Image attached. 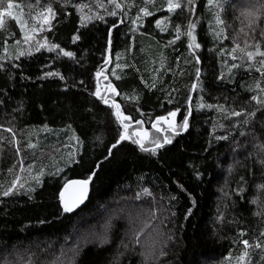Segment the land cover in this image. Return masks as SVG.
I'll list each match as a JSON object with an SVG mask.
<instances>
[{
    "label": "trees",
    "instance_id": "trees-1",
    "mask_svg": "<svg viewBox=\"0 0 264 264\" xmlns=\"http://www.w3.org/2000/svg\"><path fill=\"white\" fill-rule=\"evenodd\" d=\"M8 2L0 0V9ZM116 2L121 9L109 0H11L27 14L51 5L55 17L45 38L75 59L46 48L17 59L9 45L20 40V51L25 49L18 23L6 17L0 26V192L19 177L14 194L0 195V264H240L242 254L244 264H264V246H255L257 255H245L242 243L264 244V189L257 188L264 184V104L251 99L264 100V76L256 70L264 57L246 56L257 45L264 51V0H221L219 26L218 10L206 0H196L191 17L185 0L174 13L166 11V0ZM145 6L153 15L139 12ZM258 8L262 14L250 27L247 14ZM189 18L198 21L199 64L183 34ZM156 19L166 31L156 27ZM221 27L226 38L215 36ZM98 70H103L99 78ZM48 71L65 79L45 77ZM97 79L101 95L109 83L117 89L119 95L109 92L108 98L131 117L125 121L129 135L143 128L149 139L161 141L165 135L152 128L155 118L179 109V127L197 83L189 128L179 135L168 131L172 143L155 156L131 140L121 141L108 156L123 129L114 109L91 94ZM232 110L241 115L232 116ZM250 112L255 116L248 117ZM69 153L79 163L69 164ZM89 177L88 202L75 213L64 212L59 201L64 184ZM143 188L151 196L137 199ZM252 200L260 201L262 210ZM149 210L157 219L144 228ZM161 250L166 254L160 256Z\"/></svg>",
    "mask_w": 264,
    "mask_h": 264
},
{
    "label": "snow or ice",
    "instance_id": "snow-or-ice-1",
    "mask_svg": "<svg viewBox=\"0 0 264 264\" xmlns=\"http://www.w3.org/2000/svg\"><path fill=\"white\" fill-rule=\"evenodd\" d=\"M67 2V0H66ZM109 3L114 4L115 8L117 9H121L122 5L120 3H117L116 0H109ZM146 3H153L154 4V0H146ZM207 5L212 6L213 8L217 9L218 11H216L214 13L215 16V23L216 25H223L224 24V20L221 19L220 17V11L223 10L224 5L221 2V0H206ZM129 7L133 6L131 3L128 5ZM164 5H161V8H163ZM12 8H13V4L11 3V0H9L8 4H7V8L4 9H0V26H2L4 24V19L3 17L5 16V14H7L8 16H12ZM182 8V4L180 2V0H166V11L168 13H174L177 9H181ZM183 8L187 10V12L189 13V16H194L195 12H196V0H185L184 4H183ZM260 8H264V4L260 5ZM159 10V9H156ZM139 12L143 13L144 16H151L153 15V12L149 11L148 7H140L139 8ZM46 14H50L52 17L55 16V12L53 11L51 5H48L45 9H44V13H42V18L44 23H48L49 22V16ZM109 15L115 16L116 12L115 11H111L108 13ZM262 13H260L259 8L255 11V12H249L247 15L250 17L249 19V26L251 27L252 24L256 23V21L259 19V16ZM100 19H102V17H98ZM35 19V17H34ZM164 19H169V17H165ZM140 20V16L138 15L137 18L135 20H133V24H136L138 21ZM17 23L19 24L20 28H21V32L23 33V42L24 43H28L30 40H32L34 37L32 35V33L38 31V29H36L35 27L31 28L30 30L26 31L25 30V25L22 21H20L17 18ZM197 20H193L191 18L188 19V23L186 25L185 28V32L183 33L184 35H186L188 37V42H187V48L189 50V53L192 55L193 59L195 60V62L197 64L200 63V58L198 55H196V51L197 49H200L201 44L197 42V36L195 34V29L197 28ZM155 25L157 28H159L161 31H166V27H162V20L161 19H156L155 21ZM174 30L176 32V38L179 39L181 33V28H180V24L176 23L174 25ZM224 32V29L221 27L219 29V31H217L215 33V36L217 38H226L222 36V33ZM79 39L78 36H74L73 40H77ZM15 43L17 45H19L21 43L20 40H16ZM108 43L110 45L111 43V33H109V39H108ZM171 43V41H170ZM237 47H239L237 45ZM42 48H46L49 52L59 49V53L58 55H62L64 57L70 58V59H75V54L72 51H66L63 48H60L59 45L57 44H51L49 45L48 42L45 41H40L37 40L36 44H35V48L34 50L36 52H39ZM235 50V49H234ZM33 51L32 48H29V53H31ZM5 52H7V41H5ZM24 55L23 51H19L18 50V55L16 56L17 59H19V56ZM256 55H259L261 57H264V51H261L259 48V45L256 46V50L253 51H248L246 53L247 59L248 60H252V58ZM235 59V57H234ZM187 62V61H186ZM261 67L257 68L256 70L258 72L261 73L262 76H264V60L260 61ZM0 67H2V65H0ZM233 68L237 67L236 64L232 65ZM103 75V70H98L95 73V76L97 78H99L100 76ZM45 77H51V76H58L61 80H64L65 77L63 75H61L59 72H53V71H48L44 73ZM105 79H107V77H104ZM200 78V70L199 68L196 69V79L197 81ZM81 84H83V81H80ZM154 86V85H153ZM257 87L259 88V85L257 84ZM192 90H195L197 88V83H193L191 85ZM262 92H264V89H260ZM106 92H110V93H114L116 95H119V93L117 92V89L111 84H107L106 86ZM92 95L96 96L98 99H100L105 105L110 106L112 109H114V115L116 117V120L119 122L121 128L123 129L122 132L119 133L118 139L116 140L115 143L111 144L110 148L108 149V156L112 155V149L116 148L117 145L121 142V141H125V140H131V142L133 144H136L139 146L140 150L143 152H149L151 153L153 156H155L157 154V149L164 147L165 144H171L172 143V137L171 136H167L165 135L163 137V140L161 141L160 138L158 137H154L152 139H149V132L147 130H144L143 128L138 129L136 131H134L131 135H129L128 133V128H129V124L125 123V121H130L131 117L125 115L122 111H121V106L119 103H117L115 100H110L106 95H101V89H100V83H99V79H97V83H96V88L95 91L93 93H91ZM191 98H189L190 100ZM252 100L256 101L257 104H264V100H261L257 95H253L251 97ZM172 101L169 100V103H171ZM198 107H203V105H198ZM209 107H211V105H209ZM222 107V106H221ZM179 111V109L173 110V111H168L166 115H159L155 118V122L152 124V128H154L156 130V132H161L163 131H170L175 135H179L180 132L186 131L189 128V119H188V115H185L183 118L182 123L179 125V127H177L176 124V116H177V112ZM189 114H190V110H189ZM232 116H237L239 117L241 115V112L239 111H235L232 110L230 113ZM248 117H252L255 116V112H250L247 114ZM245 124L249 123V119H245L243 121ZM136 124H142V121L137 120L135 121ZM162 124H166L168 127L167 129H162L160 127V125ZM241 135H243V133H241ZM133 137H136L135 139H133ZM75 139L78 140V138L74 137ZM217 140H223V139H227V137L224 136H217L216 137ZM150 143L152 146L151 147H146L145 146V142ZM29 147H34V145H32L31 143H29L28 145ZM17 151H19V149H17ZM107 158V157H105ZM68 163H79V161L75 160V155L73 153H69V159H68ZM260 163L262 165H264V160H261ZM61 169H57V172H59ZM38 175H43V169H40ZM94 175V173L92 174ZM199 175V174H197ZM91 177H89L88 179H83V180H71V181H67L64 184L63 190L59 192V201L60 204L63 208L64 212H72L76 207H78L80 204H82L84 202V200L87 198L88 195V191H89V182H90ZM19 180V177H16V179H14L12 181V184L10 187H8L6 190H4L3 192H0V195L7 197L13 193V189L17 187V181ZM241 181H243V177H241ZM37 183H39V180L37 179ZM24 185L20 184V188H23ZM258 189H264V184L262 185H257ZM28 192L34 191V189L32 188H28L27 189ZM244 191L243 186H240L238 189V193H242ZM147 194L149 196H151V192H149V190L147 188H143L141 190L140 193H137V199H139L141 194ZM172 199H175V197H172ZM252 203H256V200H252ZM190 211V210H189ZM174 215V213H173ZM157 219L156 217V213L154 210H149L148 212V218L144 221V228H147L149 226H151V221ZM218 220H222L223 217L222 216H218L217 218ZM143 231V228L140 229V231H138L135 234V240L138 243L139 242V235L141 234V232ZM241 235H243V233H241ZM243 245L245 247L249 246V242L247 240H243L242 241ZM257 247H259L260 245L257 244ZM125 247H127V245H125ZM160 256L165 255L166 253L163 252V250L160 251ZM246 254V253H245ZM241 260H243V254L240 257Z\"/></svg>",
    "mask_w": 264,
    "mask_h": 264
},
{
    "label": "rangeland",
    "instance_id": "rangeland-1",
    "mask_svg": "<svg viewBox=\"0 0 264 264\" xmlns=\"http://www.w3.org/2000/svg\"><path fill=\"white\" fill-rule=\"evenodd\" d=\"M52 9L54 11V8L53 7H52ZM12 13H13L12 16H8L7 14H5V16L3 17V19H5L6 17H11V18H14L16 20V22H17V18H18L20 21H22L24 23L25 30L26 31L30 30L33 27H35L36 29H38V31L32 33V35H33L34 38L32 40H30L28 43H24L23 44V46L25 47V49L23 50L24 53L29 52V49H27V48H32L33 51H34L35 44H36V41L37 40H40L42 42L45 41V40L47 41V39L45 38V33H47L50 30L55 16L52 17L50 14H46V15L49 16V22L48 23H44L43 18H42V15H41L42 13H44V10H42L41 12H38V13H35L34 10H33V11H29V13L27 14L26 10L25 9H22L19 4L18 5H13ZM34 17H35V19H34ZM27 19H31V20L28 21ZM22 39H23V33H22ZM13 46H14L15 49L13 50V52L11 53V55L12 56H16V54H18V50L20 51L21 47H20V44L17 45L16 43H13L12 45H9V48L11 49ZM7 51H9V50L7 49ZM105 95L108 97L109 96V92H106ZM162 129H165V128L162 127ZM148 144L149 143L146 141L145 142V146H147ZM112 200H117V199H112ZM257 201L258 200H256V202ZM258 202H259L258 209L259 210H262L260 208V206L262 205V203L260 201H258ZM128 209H130V206H127L126 208H124L123 210H121L120 213L123 214L124 211L125 210H128ZM113 211H114V208H112V210H110L109 213L113 215ZM143 212H144V210H143ZM141 215H142V212H139L137 214V216H141ZM98 229H100V228H98ZM75 240H77V238H75ZM257 244H259L260 246H264L263 243L256 242V243H254V248H252L251 247V244H249L248 247H245V251H244V253H246L245 255L250 254L252 251H253V254H255V252H256V255L259 254V252L255 248V246ZM262 250H264V247L262 248ZM261 253H262V256H263L264 255V252L262 251ZM252 262L253 263H256V264H259L257 261H254V260H252ZM239 263L240 264H244L245 263V257H244L243 261L240 259V262Z\"/></svg>",
    "mask_w": 264,
    "mask_h": 264
},
{
    "label": "water",
    "instance_id": "water-1",
    "mask_svg": "<svg viewBox=\"0 0 264 264\" xmlns=\"http://www.w3.org/2000/svg\"><path fill=\"white\" fill-rule=\"evenodd\" d=\"M110 45H111V43H110ZM110 45H109V49H110ZM106 80H108V78L106 79ZM194 91L195 90H193V92H192V95H191V99L189 100V110H190V114H188V118L190 117V115H191V113H192V100H193V96H194ZM75 180H79V179H75ZM90 184H91V181L89 182V191H88V195H87V198L84 200V202L82 203V204H80L78 207H76L72 212H70V213H75V212H77L78 210H80L83 206H85V204L88 202V199H89V195H90ZM62 190H63V188H62ZM61 190V191H62Z\"/></svg>",
    "mask_w": 264,
    "mask_h": 264
},
{
    "label": "flooded vegetation",
    "instance_id": "flooded-vegetation-1",
    "mask_svg": "<svg viewBox=\"0 0 264 264\" xmlns=\"http://www.w3.org/2000/svg\"><path fill=\"white\" fill-rule=\"evenodd\" d=\"M162 131H161V133H162L163 136L166 135V133L168 132V131H163V132Z\"/></svg>",
    "mask_w": 264,
    "mask_h": 264
}]
</instances>
